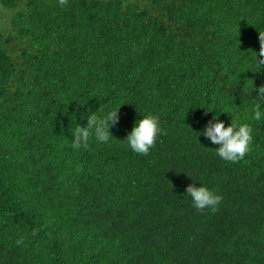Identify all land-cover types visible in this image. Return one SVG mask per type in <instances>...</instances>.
Here are the masks:
<instances>
[{
  "label": "trees",
  "instance_id": "obj_1",
  "mask_svg": "<svg viewBox=\"0 0 264 264\" xmlns=\"http://www.w3.org/2000/svg\"><path fill=\"white\" fill-rule=\"evenodd\" d=\"M0 4V264H264V0ZM119 105L112 143L72 148ZM224 108L253 129L235 163L198 136ZM139 112L159 117L148 155L123 141ZM192 178L215 211L183 194Z\"/></svg>",
  "mask_w": 264,
  "mask_h": 264
},
{
  "label": "clouds",
  "instance_id": "obj_2",
  "mask_svg": "<svg viewBox=\"0 0 264 264\" xmlns=\"http://www.w3.org/2000/svg\"><path fill=\"white\" fill-rule=\"evenodd\" d=\"M66 3L67 0H58L60 6H64ZM256 57L258 58L257 53ZM258 63L260 67L264 65V34H260ZM255 91L256 96L264 98V85ZM120 105L108 110L99 108L87 115L86 126L77 124L78 126L71 132L72 148L74 150L87 148L92 139L105 145L112 143L113 136L110 133V126L119 121L118 110ZM224 112L231 114V122L227 126H225L223 120L218 119L219 115ZM139 114L140 118L135 120L131 131L127 133L126 139L123 141L126 142L133 153L148 155L150 149L155 146L157 137L161 132L159 117L152 113L139 112ZM252 119L257 122L264 119V110L261 109L259 104L253 107ZM252 131L253 129L249 124L237 123L234 120L232 111L224 108L219 112L215 111L212 119L198 132V136L203 135L211 144L217 146L215 147V155L221 160L235 163L243 160L249 152L253 139ZM187 175L189 174L187 173ZM192 180L193 182L186 186L183 194L190 199L191 204L197 210L211 209L215 211L222 200V196L207 187L202 181L193 178ZM196 181L200 182L199 186H196Z\"/></svg>",
  "mask_w": 264,
  "mask_h": 264
},
{
  "label": "rangeland",
  "instance_id": "obj_3",
  "mask_svg": "<svg viewBox=\"0 0 264 264\" xmlns=\"http://www.w3.org/2000/svg\"><path fill=\"white\" fill-rule=\"evenodd\" d=\"M12 11L3 8L0 4V27L7 28L9 24V20L11 17Z\"/></svg>",
  "mask_w": 264,
  "mask_h": 264
}]
</instances>
